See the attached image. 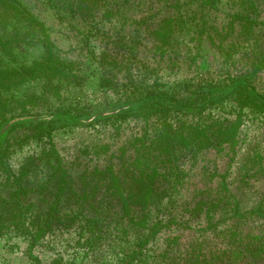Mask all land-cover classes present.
Listing matches in <instances>:
<instances>
[{"label": "rangeland", "instance_id": "374dc122", "mask_svg": "<svg viewBox=\"0 0 264 264\" xmlns=\"http://www.w3.org/2000/svg\"><path fill=\"white\" fill-rule=\"evenodd\" d=\"M215 1L210 5L204 0H105L92 19H85L56 0H21L43 22L55 54L78 64L76 73L83 81L81 85L63 81L58 95L46 93V102L26 103L24 111L14 109L7 117L47 114L49 108H57L88 118L134 102L147 92L172 95L191 105H199L192 98L200 91L211 89L209 97H216L220 89L251 74L252 56L260 58L264 53V0H251L255 8L247 11L256 23L253 35L248 40L235 39V30L224 40L225 49L231 43L239 48L231 57L217 48L214 30L232 14L245 13L240 6L244 0ZM176 13L185 20L183 32L172 49L159 53L150 33L164 17ZM3 27L4 39L18 28L19 42L7 46L8 51L0 50V67L43 57L45 47L35 28L21 24L13 30L9 22L0 26V33ZM253 76L256 90L264 95V63ZM102 78L111 79L112 84L101 86ZM42 91L38 80L5 95L26 102ZM237 111L229 97L207 107L198 118L172 112L167 120L182 129L199 121L233 120ZM162 122L159 116L148 120L130 116L71 123L53 132L54 157L66 165L75 162L81 169L109 164L118 168L133 159L139 139L148 137L144 141L148 144L161 132ZM6 143L8 165L15 175L27 158L34 157L38 162L30 167L28 179L45 180L51 152L47 138L35 139L19 129L12 131ZM168 177L149 205L150 218L161 224L160 230L132 264H212L227 247L231 231L251 229L264 238V115L244 111L233 149L223 144L196 152L178 150L176 172ZM4 178L0 167V188ZM224 187L233 195L231 203L220 189ZM140 238V231L130 226L112 223L91 230L77 220L53 227L32 244L27 234L9 228L0 231V264H122Z\"/></svg>", "mask_w": 264, "mask_h": 264}, {"label": "trees", "instance_id": "16d2710c", "mask_svg": "<svg viewBox=\"0 0 264 264\" xmlns=\"http://www.w3.org/2000/svg\"><path fill=\"white\" fill-rule=\"evenodd\" d=\"M56 1L70 7L83 18L92 19L105 0ZM204 1L210 5L216 3L215 0ZM240 6L244 8L245 13L232 14L227 23L222 27H215L214 30L215 36L219 39L217 48L228 57L240 51L235 43H231V46L225 49L223 46L225 39L235 30L238 32L234 36L235 39L244 37V40H248L254 33L256 23L247 13L253 11L251 9L255 8L254 3L251 0H244ZM9 22L14 24L13 30L21 24L35 28L40 34L45 50L43 57L29 64L0 67V167L5 176L4 185L0 188V231L13 228L21 234H27L34 244L53 227L69 225L77 220H83L85 226L91 230L112 223L130 226L141 233L136 250L122 263L132 264L143 254L146 246L160 230L161 224L150 218L149 205L160 186L168 182L169 174L176 172L177 151L196 152L217 148L223 144L233 149L238 144L244 111L264 115V95L256 90L253 76L264 63V53L260 58L252 56V73L246 74L234 83L239 82L240 86L232 94L202 109H198V106L220 97L223 92L220 91L216 97L211 98L209 97L211 89L198 92L192 101L199 105L185 104L172 95L147 92L134 100L135 103H139L138 106L102 118L109 120L134 116L148 120L152 116H159L163 120L162 130L156 137L150 139L148 144L144 142L149 139L148 137L145 140L143 139L145 137L139 139L140 144L128 164L123 163L118 168L109 164L104 168L88 170L79 168L75 162L66 165L59 156L54 157L57 153L52 141V134L56 129L77 123L71 122L69 116L81 118L82 114L49 108L47 114L7 117L14 109L24 111L26 103L35 106L38 105V101H45L46 93L51 96L58 95L63 81L76 85H81L83 81V77L76 73L78 64L55 54L43 22L29 11L21 0H0V26ZM184 27L185 20L180 14L164 17L150 33L158 52L165 54L172 49ZM4 28L0 33V50L8 51L7 46L18 45L19 29L9 33L7 39H4ZM211 41L215 43L214 37ZM38 80L41 81L43 89L38 97L31 95L23 102V98L5 95L12 88ZM100 84L106 87L110 86L112 81L109 78H102ZM229 97L233 99L238 110L233 120L216 119L209 123L199 121L196 125L185 124L182 129L173 126L167 120L172 112L198 118L207 107L221 103L223 99ZM169 99L184 105L187 109L177 108ZM19 129L35 139L45 137L51 145V152L46 160L47 176L44 181L31 182L28 179L30 167L38 162L34 157L26 159L17 175L8 165L6 142L12 131ZM220 189L223 190L226 201L231 203L230 198L233 195L229 194L228 188ZM237 220L240 221L241 218L238 217ZM228 239L227 247L220 251L212 264H264V238L254 234L253 230H233ZM173 240L175 238H170V241ZM35 264L40 263L36 261Z\"/></svg>", "mask_w": 264, "mask_h": 264}, {"label": "water", "instance_id": "95a60500", "mask_svg": "<svg viewBox=\"0 0 264 264\" xmlns=\"http://www.w3.org/2000/svg\"><path fill=\"white\" fill-rule=\"evenodd\" d=\"M239 86H240V83L238 82L236 84H233L232 86L220 89V91L223 92V94L220 97L214 98L213 100H209L207 103H204V104L198 106V109H202L203 107L211 104L212 102L218 101L221 98H223L224 96L232 94ZM150 99H152V98H150ZM169 100L171 102H173L177 108H182L184 110L187 109V107H185L184 105H182V104H180V103H178L172 99H169ZM146 101H144V102H146ZM144 102H142V103H144ZM138 104L139 103L129 102L127 104H124V105L114 109V110H110L107 112H96L88 118H77V117H72V116H69V117H70L71 122H77L80 124H88V123H91L93 121L100 120L104 117L112 116V115L117 114L119 112L129 110L130 108L138 106Z\"/></svg>", "mask_w": 264, "mask_h": 264}]
</instances>
